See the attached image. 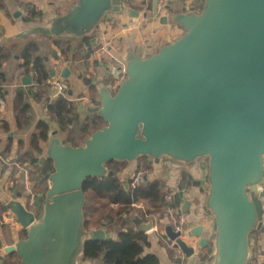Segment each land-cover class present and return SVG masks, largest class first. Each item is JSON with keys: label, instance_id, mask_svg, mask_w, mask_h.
Wrapping results in <instances>:
<instances>
[{"label": "water", "instance_id": "1", "mask_svg": "<svg viewBox=\"0 0 264 264\" xmlns=\"http://www.w3.org/2000/svg\"><path fill=\"white\" fill-rule=\"evenodd\" d=\"M158 10L154 0L155 15ZM124 11L116 0H76L64 14L32 26L29 35L38 41L92 38L108 14ZM161 21L183 34L155 53L129 47L117 91L101 76L92 81L99 97L93 112L105 121L102 128L74 146L52 117L43 118L42 162L53 166L43 212L37 216L20 200L8 202L27 236L6 252L17 253L21 264H86L87 243L107 234L86 230L85 183L106 177L111 161L132 169L143 157L190 168L207 162L200 208L211 214L212 230L206 235L200 224L190 237L200 248L212 244L203 264H252L253 233L264 230V0H204L200 11L176 9ZM70 74L69 67L62 72ZM23 82L29 85L32 76ZM183 196L174 194L172 203L181 204ZM133 222L143 233L155 226L139 216ZM171 238L188 258L196 254L178 233Z\"/></svg>", "mask_w": 264, "mask_h": 264}, {"label": "crops", "instance_id": "2", "mask_svg": "<svg viewBox=\"0 0 264 264\" xmlns=\"http://www.w3.org/2000/svg\"><path fill=\"white\" fill-rule=\"evenodd\" d=\"M3 1L4 4H0V50L12 39L20 38L22 41L33 39L32 35H29L32 26L43 23L53 14H63L61 8L65 7V0L64 2L63 0ZM135 1L136 3H134ZM142 1L127 0L124 3L125 11L107 20V24L103 26L97 36L100 42L99 48L104 45L107 47V52L109 50L114 56L123 60L129 47L135 48L137 52L141 44L147 43L146 46L150 50H143V52L147 54L156 52L155 48L160 45L164 37L166 39L162 42L163 44L171 41L170 39L180 31L175 25L164 24L161 17H152L151 22L144 24L142 17H145L149 0ZM35 6L38 7V11ZM30 8L37 11L34 21L29 18ZM133 14L139 16H133ZM134 18L141 20L142 24L140 28L130 32L126 26ZM38 42H40L39 55L45 59L46 70L50 72L48 77L45 76L43 67L37 59L33 61L29 74L25 73V69L22 67L24 60L19 55H14L3 65L8 79L4 84L6 95L2 98L5 101V107H0V202L6 206L10 200H20L27 204V196L37 185L36 182L40 180V175L35 169L37 165H33L31 161L35 156L32 144L34 134L37 133V124L43 122V118L48 116L45 104L56 99L52 90L44 85V80L59 76L66 67L70 68L71 74L69 78H66L70 88L64 97L74 102L77 106L78 117L83 120L92 115L93 110L99 106V97L98 94L95 98L92 97L91 88L93 85L87 84L82 76H90L93 79L101 76L105 80L107 79L104 65L99 64L98 61L95 65H89L83 60L74 59L76 50L82 47L78 42H72L69 45L70 50L67 56L62 54V49L68 47L67 43L55 42V39L39 40ZM53 72L55 74L52 75ZM27 76H32V82L29 85L23 82ZM18 98L23 104L29 105L27 109H24V114H21V108L17 106ZM45 143H43V147ZM44 154L39 156V165L41 166H44L42 162ZM148 165L149 168L144 170L146 182H160L164 192L167 193L183 192V199L178 205L184 210L185 204H190L188 211H184L186 223L191 228L203 224L205 234L209 235L212 230V216L210 213L202 212L200 208L201 197L207 190L205 183L207 174L202 167V162L194 168L176 165L168 160H162L159 163L151 162ZM135 173L136 167L132 169L126 167L120 177L124 181H129L134 178ZM32 197L34 196L32 195ZM109 206L116 210L115 212L108 210L115 216L119 206ZM134 206L137 212L133 214V219L151 210L148 200L145 199H141ZM6 212L4 219L7 228H0V240L3 241L0 250L5 254L7 247L22 239L21 234L26 231L9 207ZM145 219L149 221V215H145ZM134 228L138 230L135 225ZM173 228L171 218L161 214L154 229L146 233L148 244L145 245V254L157 256L160 264H203L205 261L202 257L205 256L208 248H200L199 239L189 237L187 242L196 248V254L188 258L175 248V242L171 238L174 232ZM120 231L117 229L111 233L107 230L105 232L107 236L118 239ZM253 238L255 240L253 256H259L262 259L264 257V230L257 232ZM92 264H102V262L96 260Z\"/></svg>", "mask_w": 264, "mask_h": 264}, {"label": "trees", "instance_id": "3", "mask_svg": "<svg viewBox=\"0 0 264 264\" xmlns=\"http://www.w3.org/2000/svg\"><path fill=\"white\" fill-rule=\"evenodd\" d=\"M0 4L3 5L4 1L0 0ZM28 14L30 20L34 21L37 16L36 10L30 8ZM94 39H96V41H94ZM55 42L68 44L66 49H62V54L65 56L69 53V45L72 42H78L79 46L82 47L76 50L74 59L83 60L89 65L94 64L92 59L96 50L99 48V45H97V47L94 46V42H99L97 35L92 38L77 41L55 39ZM39 52L40 42L34 39L22 41L20 38L10 40L7 45L0 50V99L6 95L4 84L8 79L3 65L14 55H19L24 60L22 67L25 69L26 74L31 72L32 63L37 59L43 67L45 76L48 77L50 75V72H48L45 67V59L39 55ZM91 91L92 97L95 98L97 94L95 86H92ZM17 106L21 108V114H24V109L29 107V105L23 104L20 98H18ZM45 107L48 116L55 120L61 130L65 142L74 146L82 144L83 140L89 136L91 132L102 128L106 124L95 112L83 120L80 119L77 114V106L73 101L64 96L47 102ZM47 132L48 126L45 122L37 124V133L34 134L32 144L35 156L32 157L31 161L33 165H37L35 169L40 175V180L36 182L37 185L34 187L35 190L33 189V192L27 196V203H30L32 195L36 197L39 193L45 194L48 187L47 176L53 171L51 161H48L44 166L39 165V156L44 154L43 143L47 141ZM151 162L153 163L151 159L143 157L135 164V175L139 172L144 173V182L136 187L131 185L133 179L124 181L120 177L121 173L128 167V163L117 161H111L107 164L109 174L106 177L103 179L89 178L85 183L84 190L87 196V206L85 208L86 230L92 232L103 228L109 233L117 229L121 230L118 239L107 236L106 240H90L86 245V264H92L96 260H101L102 264H160L157 256L145 254V245L148 244V236L146 233L135 230L134 228L135 224L132 216L137 212L134 205L141 199L148 200L151 210L140 215L144 219L145 215H150L153 212H160L163 214V210L166 206L179 207V205L173 204L172 201H167V196L172 192H164L160 182H146L144 170L149 168L148 164ZM205 183L207 184V182ZM126 184L129 185V189L126 188ZM100 198L107 200L109 205L119 206V210L115 216L111 213L104 214L103 209H99L98 203L95 204L93 202V200ZM6 211H8V206L0 202V228L4 229L7 228L4 220V214L7 213ZM41 214L42 212L40 215ZM257 232L259 231L254 232L253 235ZM26 236V231H23L21 237L25 238ZM2 246L3 241L0 240V249ZM207 248L205 256L202 257L204 261H206L211 254L212 244L207 246ZM0 264H21V260L15 252L5 254L0 250ZM252 264H254V256Z\"/></svg>", "mask_w": 264, "mask_h": 264}, {"label": "built area", "instance_id": "4", "mask_svg": "<svg viewBox=\"0 0 264 264\" xmlns=\"http://www.w3.org/2000/svg\"><path fill=\"white\" fill-rule=\"evenodd\" d=\"M190 0L179 1V3H175L173 5L172 0H160L159 1V12L163 15L172 14L175 8H180L184 10H191L194 8V5H188ZM195 9V8H194ZM141 20L138 18H134L132 22H130L126 29L130 32H134L141 26ZM100 42H98V45ZM95 65V62L98 61L99 64L104 65L106 70V80L105 82L111 87L113 91H117L121 79L125 76V62L120 58L114 56V54L110 53L109 50L107 52L106 46H101L95 52V55L92 59ZM105 79V78H104ZM44 85L51 89L54 95V98H58L60 96H65L68 92L70 86L68 80L59 74L56 77H49L44 80ZM0 107H5V101L0 100ZM144 182V173L139 172L134 176L131 185L133 187L138 186L139 184ZM178 193V192H177ZM176 194V192H172L167 196V201H172V198ZM160 212H153L149 215L150 220L156 223L161 218ZM163 215L168 216L173 221L174 232L179 234V238L187 241L190 237L191 227L185 221V213L179 207L174 206H166L163 210ZM264 219V218H263ZM5 220V219H4ZM175 242V241H174ZM254 264H264V257L261 259L259 256H254Z\"/></svg>", "mask_w": 264, "mask_h": 264}, {"label": "rangeland", "instance_id": "5", "mask_svg": "<svg viewBox=\"0 0 264 264\" xmlns=\"http://www.w3.org/2000/svg\"><path fill=\"white\" fill-rule=\"evenodd\" d=\"M117 2H121V0H116ZM144 1V0H143ZM142 1V2H143ZM150 2L152 1V0H149ZM179 1H184V0H172V2H173V5L175 4V3H179ZM203 1L204 0H190L189 2H186V3H188V5H193V4H195L194 5V8L195 9H198V10H201L202 8V4H203ZM62 2V1H61ZM63 2H64V0H63ZM76 2V0H65V7L64 8H61L62 10H63V12L65 13V11H68L71 7L70 6H72L74 3ZM150 2H148V5H151V3ZM134 3H136V1L134 2ZM36 7V10H37V6H35ZM45 7H46V5H45ZM38 11V10H37ZM36 11V12H37ZM148 11H151L150 9H148ZM62 13V12H61ZM63 13V14H64ZM118 15H120V14H114V13H110V14H108L107 16H106V18H105V20H104V22H103V26L104 25H106L107 23H106V21L110 18V17H113V16H118ZM153 17V15H152V13L151 12H149V15L147 16V17H142L143 19H144V24H147V23H149V22H151L152 20H151V18ZM141 18V19H142ZM98 34L99 33H97L96 35L98 36ZM183 34V31L180 29V31H178L170 40L171 41H167V42H173L174 40H177L181 35ZM38 39V38H37ZM98 39H99V37H98ZM166 38L164 37V39L160 42V45L158 46V47H156L155 48V50L157 49H159L161 46H162V42L165 40ZM40 41H42L41 39H39ZM122 41V40H121ZM166 42V41H165ZM162 43V44H161ZM149 44V43H148ZM97 45H98V42H94V46L95 47H97ZM147 43H145V44H141V46L137 49L138 51H137V53H139V54H141V55H144V54H147V53H145V52H143V50H150L149 48H147ZM149 46V45H148ZM135 51H136V49L135 48H133ZM141 49V50H140ZM156 50V51H157ZM150 53H155V51H153V52H150ZM80 61V60H79ZM82 79L87 83V84H92V81L94 80L93 78H91L90 76H82ZM68 92H69V90H68ZM74 128V127H73ZM75 130V129H74ZM202 167H203V169L205 170V172H206V174H207V162H202ZM206 180V179H205ZM93 202L95 203V204H97L98 203V207H99V209H103V213L104 214H108V213H111L110 211H108V210H111L112 212H115L116 210L111 206H109L108 205V201L107 200H105V199H95V200H93ZM108 206V208H106ZM108 212V213H107ZM112 215H113V213H111ZM255 236H256V234H254Z\"/></svg>", "mask_w": 264, "mask_h": 264}, {"label": "flooded vegetation", "instance_id": "6", "mask_svg": "<svg viewBox=\"0 0 264 264\" xmlns=\"http://www.w3.org/2000/svg\"><path fill=\"white\" fill-rule=\"evenodd\" d=\"M126 1H127V0H121V2H119V3H121V4L125 7V4H124V3H125ZM159 1H160V0H159ZM149 2H150V1H149ZM150 3H151V5H148V8H147V10H146V14L144 15L145 17H147V16L149 15V12L152 13L153 17H161V18H162V17H164V16H170V15H171V14H169V15H163V14H161V13L159 12V10H158V15H155V14H154V0H152ZM148 9H150L151 11H148ZM176 9H179V10H181V11H187V10L182 9V7H180V8H175L173 12H175ZM192 9H194V8H192ZM195 10L199 11L198 9H195ZM47 162H48V161L44 162V164H46ZM49 174H50V173H49ZM49 174H48V175H49ZM35 187H36V186H35ZM33 189L35 190V188H33ZM32 192H33V190H32ZM46 192H47V190H46ZM46 192H45V194H46ZM45 194L43 195V194L39 193V195L36 196V197H35V195H33L34 197H32L30 203L25 204V205H26L31 211H33L37 216H40V213L43 212V206H44ZM38 199H40V205H39V206L36 204V202L38 201Z\"/></svg>", "mask_w": 264, "mask_h": 264}]
</instances>
